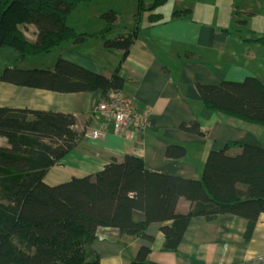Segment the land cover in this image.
I'll list each match as a JSON object with an SVG mask.
<instances>
[{
	"label": "trees",
	"instance_id": "1",
	"mask_svg": "<svg viewBox=\"0 0 264 264\" xmlns=\"http://www.w3.org/2000/svg\"><path fill=\"white\" fill-rule=\"evenodd\" d=\"M90 0H0V50L11 48L19 60L51 53L64 42L79 45L89 37L103 39V48L125 54L138 28L107 38L118 14H100L105 27L97 33H78L67 22L69 13ZM168 0H138V16L148 12L150 24L163 22L158 11ZM191 8L175 10L171 18L191 15ZM243 23V21H238ZM245 22V21H244ZM34 29V40L26 36ZM260 40V41H259ZM252 40L263 42L264 39ZM250 41V40H248ZM259 41V42H258ZM0 83L57 93L103 91L118 94L124 85L118 74L106 76L59 57L54 69L6 66ZM205 108L213 114L264 126V83L248 76L241 82L197 84ZM180 129L206 136L196 120ZM82 129L71 114L0 107V264H100L92 248L98 228H114L121 237L152 241L147 228L160 227L162 250L175 252L193 217L210 222L230 214L247 220L251 237L264 211V149L242 143L210 151L200 179L191 180L148 171L137 156L113 159L93 174L49 186L48 169L81 140ZM236 148V149H233ZM185 148L169 145L165 157L181 159ZM118 199L131 204V219L115 215ZM188 209H179L181 202ZM151 249L141 246L131 264L150 261Z\"/></svg>",
	"mask_w": 264,
	"mask_h": 264
},
{
	"label": "crops",
	"instance_id": "2",
	"mask_svg": "<svg viewBox=\"0 0 264 264\" xmlns=\"http://www.w3.org/2000/svg\"><path fill=\"white\" fill-rule=\"evenodd\" d=\"M172 13L166 16L161 13L163 22L147 21L142 25L125 54L106 51L100 37H89L80 45L65 42L51 52L58 53L54 59L61 57L106 76L122 77L124 85L118 95L132 100L139 112L149 116L151 124L138 132L131 130L130 136H114L112 125L96 111L106 95L101 90L57 93L0 83V107L59 112L78 119L83 132L80 143L48 169L43 177L47 185L93 174L113 159L121 160L128 155L140 157L150 172L196 180L202 176L209 152L220 150L225 144L242 143L264 149V126L213 114L205 108L196 88L197 84L217 85L224 80L241 82L248 76L264 83V53L252 42L255 39L236 40L232 31L223 27L195 22L192 14L172 19ZM83 18L87 24H80L79 28L69 25L86 34L105 27L100 15ZM32 29L26 32L30 40H34ZM192 120L200 124L206 136L180 129L182 123ZM94 130L104 136L93 139ZM5 143L0 138V146ZM169 145L184 147V157H165ZM189 206L183 201L179 209ZM133 212L131 204L118 199L115 212L118 219H131ZM165 224L149 225L147 234L152 241L121 237L118 230L101 227L96 231L92 248L100 264H131L141 246L151 249L150 261L157 264H264V211L248 240L244 218L225 214L208 222L193 217L175 252L162 250L160 227Z\"/></svg>",
	"mask_w": 264,
	"mask_h": 264
},
{
	"label": "rangeland",
	"instance_id": "3",
	"mask_svg": "<svg viewBox=\"0 0 264 264\" xmlns=\"http://www.w3.org/2000/svg\"><path fill=\"white\" fill-rule=\"evenodd\" d=\"M144 1L145 6L152 3V0ZM187 7H190L193 12L191 13L193 21L205 25L212 23L219 29L223 27L228 31H232L231 34L236 40H239V38L242 41L250 38L255 40L264 39V0H168L158 11L166 16L175 10H182ZM110 10L117 12L118 19L108 34V39L132 30L135 27L136 20H138L137 25L140 28L146 24L148 19L147 11L141 12L138 16V0H90L89 2L78 4L69 13L67 22L79 28L80 24H87L83 18L85 15L98 16ZM238 21H243V23ZM29 28L32 29L29 26L27 28L28 31ZM28 34L32 35L31 32H28ZM64 44L67 43L64 42ZM257 44L264 53V41ZM55 54L57 55L58 53L39 54L19 60L15 50L11 48L0 50V75L6 66L19 69H21L20 67L54 69L57 61L55 60L57 58L54 59ZM96 111L104 119V116L97 109ZM110 124L113 127V124Z\"/></svg>",
	"mask_w": 264,
	"mask_h": 264
},
{
	"label": "built area",
	"instance_id": "4",
	"mask_svg": "<svg viewBox=\"0 0 264 264\" xmlns=\"http://www.w3.org/2000/svg\"><path fill=\"white\" fill-rule=\"evenodd\" d=\"M106 123L113 124V133L116 137L130 136V131H141L150 127L149 116L139 112L132 100L118 94H109L96 108ZM93 139L102 138L101 131H92Z\"/></svg>",
	"mask_w": 264,
	"mask_h": 264
}]
</instances>
